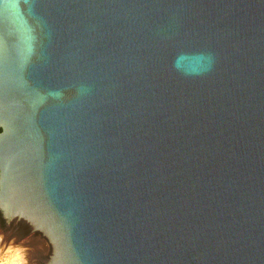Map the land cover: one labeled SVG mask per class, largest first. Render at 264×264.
I'll use <instances>...</instances> for the list:
<instances>
[{
    "label": "water",
    "instance_id": "95a60500",
    "mask_svg": "<svg viewBox=\"0 0 264 264\" xmlns=\"http://www.w3.org/2000/svg\"><path fill=\"white\" fill-rule=\"evenodd\" d=\"M0 129L37 264H264V0H0Z\"/></svg>",
    "mask_w": 264,
    "mask_h": 264
},
{
    "label": "rangeland",
    "instance_id": "374dc122",
    "mask_svg": "<svg viewBox=\"0 0 264 264\" xmlns=\"http://www.w3.org/2000/svg\"><path fill=\"white\" fill-rule=\"evenodd\" d=\"M34 235H31V236L29 235L19 242L10 244L6 240V238L4 237L2 233V230L0 229V239H2V242H3L2 244H0V251H1L0 253H3L2 251L4 249L9 250L8 253L3 254V256L0 254V264H23V263L24 264H37L30 257L23 254L22 251L20 250V245Z\"/></svg>",
    "mask_w": 264,
    "mask_h": 264
},
{
    "label": "bare ground",
    "instance_id": "6f19581e",
    "mask_svg": "<svg viewBox=\"0 0 264 264\" xmlns=\"http://www.w3.org/2000/svg\"><path fill=\"white\" fill-rule=\"evenodd\" d=\"M38 232H33L32 234H30V236L31 235H34V234H37ZM29 236V235H28ZM3 242H2V239H0V244H2ZM8 251L9 250H7V249H4L2 252L3 253H0L2 256H3V254H5V253H8ZM1 252V251H0ZM2 258V257H1ZM13 258V257H12ZM20 260V259H19ZM16 261H17V259H16ZM21 261V260H20ZM19 263V262H18ZM24 264V263H23Z\"/></svg>",
    "mask_w": 264,
    "mask_h": 264
},
{
    "label": "flooded vegetation",
    "instance_id": "af4514ba",
    "mask_svg": "<svg viewBox=\"0 0 264 264\" xmlns=\"http://www.w3.org/2000/svg\"><path fill=\"white\" fill-rule=\"evenodd\" d=\"M2 130L0 129V132H1Z\"/></svg>",
    "mask_w": 264,
    "mask_h": 264
}]
</instances>
